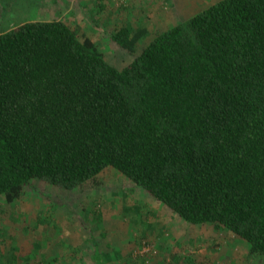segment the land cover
I'll use <instances>...</instances> for the list:
<instances>
[{
    "label": "trees",
    "instance_id": "trees-1",
    "mask_svg": "<svg viewBox=\"0 0 264 264\" xmlns=\"http://www.w3.org/2000/svg\"><path fill=\"white\" fill-rule=\"evenodd\" d=\"M147 33L110 38L133 53ZM106 168L264 258V0H216L121 69L62 19L0 31V196L32 180L77 189Z\"/></svg>",
    "mask_w": 264,
    "mask_h": 264
},
{
    "label": "rangeland",
    "instance_id": "rangeland-1",
    "mask_svg": "<svg viewBox=\"0 0 264 264\" xmlns=\"http://www.w3.org/2000/svg\"><path fill=\"white\" fill-rule=\"evenodd\" d=\"M180 1L0 0V31L62 19L121 69L156 33L200 11L179 15ZM123 24L148 30L133 53L110 38ZM94 245L110 254V264H264L262 256L248 259L240 237L182 220L112 168L77 189L32 180L16 201L0 196V264H93Z\"/></svg>",
    "mask_w": 264,
    "mask_h": 264
},
{
    "label": "crops",
    "instance_id": "crops-1",
    "mask_svg": "<svg viewBox=\"0 0 264 264\" xmlns=\"http://www.w3.org/2000/svg\"><path fill=\"white\" fill-rule=\"evenodd\" d=\"M216 0H181L178 3V7L176 8V12L180 14H184L189 10V12H195L196 10H201L206 7V4L212 3ZM201 8V9H200Z\"/></svg>",
    "mask_w": 264,
    "mask_h": 264
}]
</instances>
